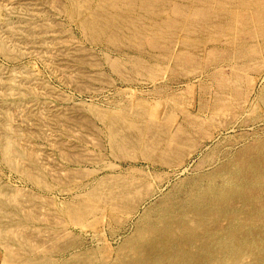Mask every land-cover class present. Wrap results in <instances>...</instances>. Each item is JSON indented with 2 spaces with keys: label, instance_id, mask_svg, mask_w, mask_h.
<instances>
[{
  "label": "rangeland",
  "instance_id": "374dc122",
  "mask_svg": "<svg viewBox=\"0 0 264 264\" xmlns=\"http://www.w3.org/2000/svg\"><path fill=\"white\" fill-rule=\"evenodd\" d=\"M0 227V264H264V0H0Z\"/></svg>",
  "mask_w": 264,
  "mask_h": 264
},
{
  "label": "bare ground",
  "instance_id": "6f19581e",
  "mask_svg": "<svg viewBox=\"0 0 264 264\" xmlns=\"http://www.w3.org/2000/svg\"><path fill=\"white\" fill-rule=\"evenodd\" d=\"M9 145V144H8ZM10 146V145H9ZM11 150V149H10ZM0 229H1V227H0ZM2 235V234H1ZM1 235H0V237H1ZM164 257H166V256H164ZM165 260V259H164ZM166 261V260H165ZM211 261V260H210ZM207 263H208V261H207Z\"/></svg>",
  "mask_w": 264,
  "mask_h": 264
}]
</instances>
